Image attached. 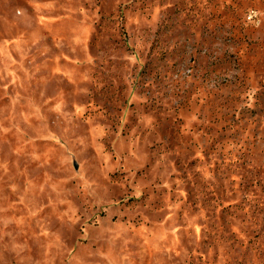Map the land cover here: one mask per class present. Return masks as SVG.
<instances>
[{
  "label": "rangeland",
  "instance_id": "1",
  "mask_svg": "<svg viewBox=\"0 0 264 264\" xmlns=\"http://www.w3.org/2000/svg\"><path fill=\"white\" fill-rule=\"evenodd\" d=\"M0 264H264V0H0Z\"/></svg>",
  "mask_w": 264,
  "mask_h": 264
}]
</instances>
